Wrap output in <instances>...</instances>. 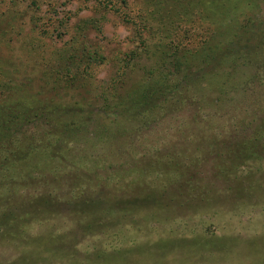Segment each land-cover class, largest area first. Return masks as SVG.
I'll return each mask as SVG.
<instances>
[{"label": "rangeland", "instance_id": "374dc122", "mask_svg": "<svg viewBox=\"0 0 264 264\" xmlns=\"http://www.w3.org/2000/svg\"><path fill=\"white\" fill-rule=\"evenodd\" d=\"M255 1L245 11L254 33L241 41V47L253 43L242 53L253 47L254 68L234 69L233 59L215 47L207 71H191L192 78H207L200 104L187 102L148 122L105 109L118 59L140 49L132 25L120 15L123 3L116 12L108 0H0V69L10 67L15 79L37 80L55 53L74 42L103 56L93 66L85 100L74 91L43 94L42 101L78 104L90 132L75 148L104 168L83 172L86 178L76 187L75 205L83 215L67 206L68 195L53 181V162L40 167L37 157H29L9 172L14 182L0 180V215L15 213L19 221L0 225V232L11 226L17 233H0V264H264V0ZM84 23L88 28L82 29ZM139 62L119 93L143 77L150 63ZM31 88L42 90L43 84L32 82ZM5 89L0 84L1 94ZM23 131V138L15 134L0 144L7 151L0 164L5 156L27 152L30 132ZM251 140L260 159L244 161L234 148ZM257 185L263 188L254 194ZM34 207L52 214L37 222Z\"/></svg>", "mask_w": 264, "mask_h": 264}, {"label": "trees", "instance_id": "16d2710c", "mask_svg": "<svg viewBox=\"0 0 264 264\" xmlns=\"http://www.w3.org/2000/svg\"><path fill=\"white\" fill-rule=\"evenodd\" d=\"M119 2L126 8V11L121 10L120 15L125 22L132 25L140 42V49L118 59V76L113 80L109 99L107 102L105 100L106 110H113L120 116L126 114L133 116L132 119L139 118L141 121L150 122V117L156 115L165 118L168 116L167 111L181 108L187 102L200 104L207 78L201 74L203 78H192L191 71H207L206 68L208 69L216 59L213 53L215 47L224 50L226 57L233 59L231 66L234 69L243 64H250L251 68L255 66L253 47L246 48V54L242 53L244 47L253 43L247 42L249 44L241 47L242 36L254 33L252 20L245 11L255 8V0H108L111 9L116 12H119V9L114 7ZM89 24L84 23L82 29L88 28ZM259 47L261 48L258 50L263 51V47ZM54 56L50 66L38 73V79H32L34 84H43L42 90L35 92L31 88L32 82L24 80L26 77L17 80L10 67L6 71L0 69V78L4 80L0 84L3 83L7 90L6 93H0V132H3L0 144L10 137L13 138L15 134L25 136L22 131L26 127L30 132V135L25 137L29 142L27 152L13 154L12 158H1L3 163L0 164V180L5 184L9 183L8 179L14 182V176L9 172L14 171L18 164L29 160V157H37L40 167L49 162L48 165H51L53 162L57 165L52 176L54 183L63 189L64 195H68L67 206L76 208L81 214L75 205V199L78 197L75 193L76 187L86 178L83 172L97 174V171L104 169L103 163L84 157V154L75 148V144L80 143L82 137L90 132V125L84 121L78 104H46L47 102L42 101V95L49 94L54 97L57 93L66 95L75 91L85 100L90 95L87 88H91L88 83L93 77V66L102 63L103 56L98 52L91 53L86 48L79 49L77 42L56 52ZM144 58L150 64L142 68L143 77L132 86L133 89L124 94L119 93L122 84L129 79V71L138 69L139 60ZM221 58L223 59V56ZM60 96L61 94L58 97ZM45 116L47 118L41 120ZM78 117H81L83 122L78 120ZM45 122L47 129L44 130L42 125ZM259 138L264 139V123L259 130ZM255 141L238 143L234 152L244 161L257 158ZM2 148L6 147L0 146V155L3 157L2 152L7 151H2ZM150 171L151 168H147L141 175L146 177V173ZM252 188L255 194L261 193L260 188L263 187ZM42 198L45 197L40 199L43 200ZM170 201H175L174 197ZM57 202L58 200H54L53 204ZM171 204L165 207H171ZM60 205L58 203V206ZM59 208L63 209L61 206ZM51 214L45 209L34 207L31 215L37 222H42ZM124 214L129 217V214ZM0 217H3L0 225L7 221L15 222L11 225L19 224L18 215L15 213H3ZM10 227L0 233L7 236L9 233L6 232L12 231L10 234L17 235L13 231L14 228ZM74 260L76 259L71 262Z\"/></svg>", "mask_w": 264, "mask_h": 264}]
</instances>
